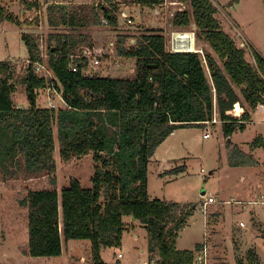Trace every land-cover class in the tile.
<instances>
[{
    "label": "trees",
    "instance_id": "1",
    "mask_svg": "<svg viewBox=\"0 0 264 264\" xmlns=\"http://www.w3.org/2000/svg\"><path fill=\"white\" fill-rule=\"evenodd\" d=\"M105 1L108 5L71 8L68 13L62 7H51L49 25L84 27L89 21L84 14L90 12L96 25L101 26L105 19L107 25L115 27L118 6L113 0ZM181 1L188 2L192 11L178 13L173 26H195L197 39L211 49L204 50L203 56L168 53L166 38L159 33L144 34L135 44L119 36L114 51L120 57L136 60V76L113 79L98 73L86 74L89 62L72 59L76 56V38L60 33L50 36L54 43L48 48V65L55 77L52 82L35 70L40 62L37 37L23 34L29 64L22 82L29 108H19L13 101L16 68L9 61L0 62V167L9 162L17 165L22 158L27 172L54 175L55 125L64 161L93 154L95 163L91 188H85L75 178L61 192L56 188L30 190L21 201L27 210L30 257H60L64 240H88L94 264H106L101 250L119 246L127 230L123 218L135 217L147 231L149 262L196 263V253L203 245H197L194 251L177 249V239L194 214L192 206L150 198V159L178 128L205 127L212 122L215 108L227 140L245 132L252 113L264 106V57L252 50L254 62L247 59L246 49L224 32L213 0ZM133 2L155 7L164 0ZM24 4L28 11L40 9L39 0H25ZM6 21L22 25L0 5V24ZM51 86L62 93L65 108L38 106V92ZM237 106L246 109L240 119L228 114ZM257 141L264 148L263 139ZM228 147L230 167L258 165L252 155L230 141ZM183 170L177 167L170 173ZM237 264L262 261L256 248H251L246 261L239 260Z\"/></svg>",
    "mask_w": 264,
    "mask_h": 264
},
{
    "label": "rangeland",
    "instance_id": "2",
    "mask_svg": "<svg viewBox=\"0 0 264 264\" xmlns=\"http://www.w3.org/2000/svg\"><path fill=\"white\" fill-rule=\"evenodd\" d=\"M24 1L0 0V5L22 23L17 25L6 21L0 24V62L9 61L16 68L14 82L17 91L13 95V101L19 108L30 107L26 86L22 82L29 64V53L22 39L23 34L36 36L43 54L47 53L49 45L54 43L50 41V36L57 35L53 33L56 30L49 25V13L42 11L40 15V9H35L27 10L25 14L27 6ZM123 1L130 7L126 10V14L132 18L119 20L115 27L107 24L96 25L90 17L92 13L89 12L84 14L89 20L86 26L72 31L61 28L63 33L70 32L71 36H75L77 41L75 51L78 55L83 53V49L91 48L93 45L109 51L110 56L102 58L98 67L88 68V73L91 75L98 73L104 77L126 80L135 78L136 60L118 56L112 46L110 49V44L115 43L119 36L137 41L144 34L159 33L168 41L172 30L196 33L194 26L186 29H176L171 26L172 20L168 19L166 9H158L163 12L158 21L157 9L135 6L133 0ZM213 1L218 9L216 17L224 32L233 38L239 47L246 49L247 59L254 62L252 50L264 57V0H240L236 3H232V0ZM42 2L44 0H39V3ZM82 2L75 0L72 8H92L90 5H81ZM182 3L187 11H192L188 2L182 1ZM31 23L35 24L30 25ZM131 43L135 44V42ZM243 44L245 47L242 46ZM195 46L202 51L203 54L200 53L202 56L204 50L211 51L210 47L199 41L197 37ZM128 47L131 48L132 45L128 44ZM49 89L51 87L38 92L37 104L41 108L47 107ZM54 97L58 107H65L58 97ZM241 108L243 112L245 108L250 111L248 104H245V108L243 106ZM259 109L252 113V121L247 124L250 126L249 129L234 135V142L245 147L250 155L256 149L259 150L256 152L258 154L252 155L254 159L256 155L261 162L255 169H251L252 167L238 169L229 166L228 154L231 148L228 147L229 140L224 137L222 122L218 117L217 123H208L205 127L178 128L159 146L150 159L149 189L152 198L192 204L194 214L178 239L179 248H190L197 242H205L209 264H237L239 260L245 262L247 252L251 248H256L264 264V151L257 141L264 133V107L261 111ZM57 129L55 125L54 158L57 170L54 175L27 172L22 158L21 163L17 165L9 162L6 166L0 167V264H19L11 263L14 262L13 241L17 239L19 246L24 249L27 210L21 206V201L30 190L56 188L61 192L75 178L85 188L92 187L91 178L95 173L93 154L64 161L60 156ZM206 134H209V138H205ZM232 138L230 143L234 145ZM262 139L264 141V138ZM177 167H183L184 172L171 174L170 171ZM159 175L171 177L164 176L162 179ZM241 175H245L246 179L243 180ZM53 180H56L55 184L52 183ZM207 197H215L217 203L208 206L204 211L203 199ZM134 221L133 218L132 220L129 217L123 218L127 230L119 246L103 248L106 262L112 263L115 254L118 253L124 256V259H121L123 264H137L140 259L147 258V255L140 256V251L148 246L146 229L140 222ZM205 221L208 224L206 230ZM68 242L69 245L63 256L49 258L52 259L51 262L94 264L90 241ZM240 251L243 252L242 257L238 256ZM23 264L27 263L23 262Z\"/></svg>",
    "mask_w": 264,
    "mask_h": 264
},
{
    "label": "built area",
    "instance_id": "3",
    "mask_svg": "<svg viewBox=\"0 0 264 264\" xmlns=\"http://www.w3.org/2000/svg\"><path fill=\"white\" fill-rule=\"evenodd\" d=\"M74 1L75 0H44V2L40 3V15H41L42 11H46L48 14V11L51 7H62L65 9L66 13H68L71 10L72 5L74 4ZM82 1H83L82 4L80 3L81 5H90V6H94V7H99L101 5H108V3L105 0H82ZM113 1H115V0H113ZM155 7H158L157 8L158 16H161L163 13V12L161 13L158 10L159 8H161L162 10H164V9L167 10L168 19L172 20L171 26L173 25V20L178 13H183V12L187 11L185 8V5L182 3L181 0H173L171 2H169L168 0H164V2L161 5H158ZM27 12L28 11L26 9L24 11V13L26 14ZM103 24H107L105 19H102V25ZM186 35L189 36V38H185ZM190 40L194 41V46H195V41H196L195 31L172 30L169 34L168 41H166V50L168 53H171V54L202 53V51H199L198 49H195L194 52L190 51V49L188 48L189 46H191ZM184 41H187V43H184ZM132 42L134 43L135 40L133 39ZM111 46L114 49V43L110 44V49H111ZM242 46L245 47L244 44ZM83 50L84 51L82 54H79V55L76 54V56H73L72 59L79 58V59L87 60L89 62L88 68L90 66L98 67V65L100 64V60L102 58L110 56V53L103 55V52H109V51H105L104 48L98 47L97 45H93L91 48H85ZM48 58H49L48 52L43 54L42 48H40V62L35 65V70L40 76H43V77L47 78L49 81L53 82L55 80V77H54V74H53L51 68L48 65V61H47ZM71 70L76 72L77 68L75 66H72ZM96 72H97V70H96ZM86 74H89L88 71L86 72ZM95 74H97V73H95ZM89 75H91V74H89ZM54 96L58 97L61 104L66 107V103L63 99L62 93L51 86V89H49L47 91V102H48L47 107L48 108L54 109V110H59L61 108H65V107H61V106L58 107L57 100L55 99ZM263 107L264 106H261L260 109H262ZM238 108L240 110L239 115H237V113H236V110ZM228 114L240 119L242 114H243V110L240 106H237L233 111L229 112ZM217 117H218V114H217V110L215 108L213 120H212V122H207V124L208 123H213V124L217 123L218 122ZM205 138H209V134H206ZM216 203H217V200L215 197L204 198L203 199L204 211H206L208 206L216 204ZM122 258H123L122 255H118V260H121ZM141 264H156V261L152 260L151 262L147 261V262L141 263ZM195 264H209L208 249L206 247V243L203 244V249L198 252V254L196 256V263Z\"/></svg>",
    "mask_w": 264,
    "mask_h": 264
},
{
    "label": "crops",
    "instance_id": "4",
    "mask_svg": "<svg viewBox=\"0 0 264 264\" xmlns=\"http://www.w3.org/2000/svg\"><path fill=\"white\" fill-rule=\"evenodd\" d=\"M114 3L115 4H117V6H118V13H117V19H118V23H119V20L121 21L122 19L124 20V19H126V18H129V17H131L130 15L128 16L127 14H126V10H129V8L130 7H128L125 3H124V1L123 0H115L114 1ZM134 5L135 6H139V5H137V4H135L134 3ZM139 7H142V6H139ZM146 7V6H145ZM135 8V7H134ZM133 8V9H134ZM151 8H155V9H157L158 7H151ZM132 9V10H133ZM143 11V10H142ZM160 17L161 16H159V18H158V21H159V19H160ZM132 18V17H131ZM52 28V27H51ZM61 28H67V29H69L70 31H72V30H75V29H79V28H69V27H59V28H53L54 30H56V32H53V33H55V34H63V30L61 29ZM148 28V27H147ZM154 28H152V30H153ZM58 30V31H57ZM151 30V31H152ZM65 33H68V34H71L70 32H65ZM73 37H75L74 35H72ZM104 77V76H103ZM106 77H108V76H106ZM113 79H117V78H113ZM239 109V108H238ZM260 111L261 110H263V108L262 109H259ZM238 111H240V110H238ZM237 112V111H236ZM249 127L250 126H247V130L249 129ZM222 129V128H221ZM239 133V132H238ZM237 134V133H236ZM235 135V134H234ZM234 135H233V142H234ZM262 138H264V133H263V136H262ZM234 145L235 146H237L239 149H241L243 152H245L246 154H250V153H248V151H246V148L245 147H243L242 145H239V143H237V142H234ZM263 151H264V148L262 149ZM257 151H259V150H255L253 153H252V155L253 154H255ZM256 154H258V153H256ZM255 156V160L258 162V165L257 166H259V164H261V162H260V160L259 159H257V157H256V155H254ZM257 166H255V167H257ZM255 167H239L238 169H249V168H251V169H255ZM162 179H164V176H167V177H171L170 175H159ZM241 177H242V179L243 180H245L246 179V176L245 175H241ZM149 187H150V176H149V186H148V193H149V196H150V198L151 199H153L152 198V196L150 195V189H149ZM181 204H190V203H181ZM192 205V204H191ZM129 219L130 220H132V217H129ZM136 221H138V220H135L134 222H136ZM139 222V221H138ZM204 228H205V230L208 228V224H207V221H205V225H204ZM146 233H147V231H146ZM182 233V232H181ZM181 233H180V235H179V237H178V239H180V237H181ZM147 237H148V235H147ZM136 238H138V235H136ZM25 239H26V243H25V245H24V249L23 248H21L20 246H19V243L17 242V239H14V241H13V248H14V251H13V256H14V262H11V263H22L23 264V262H25V263H27V264H56V263H53V262H51L50 260H52V259H49V258H33V257H30L29 255H28V230L26 231V237H25ZM178 239H177V249L178 250H181V251H194L195 250V248H196V246L197 245H203L205 242H197V243H195L192 247H190V248H179V243H178ZM68 245H69V242H65V241H63V253H62V255H61V257L63 256V254H64V252L66 251V248L68 247ZM206 247H207V244H206ZM104 249H102L101 250V258H102V260L106 263V264H123L122 263V260L124 259V256L121 254V253H118V254H115V257H114V259H113V261H112V263H108V262H106V259H105V257H104V255L106 254L105 253V251H103ZM117 255H122L123 256V258H122V260H118V256ZM145 255H147V258L146 259H144V258H142V259H140L139 260V262L137 263V264H141V263H145V262H147L149 259H150V256H149V254H148V246L146 247V248H143L141 251H140V256H145ZM243 256V252H239L238 253V256ZM235 262H236V257H235Z\"/></svg>",
    "mask_w": 264,
    "mask_h": 264
},
{
    "label": "bare ground",
    "instance_id": "5",
    "mask_svg": "<svg viewBox=\"0 0 264 264\" xmlns=\"http://www.w3.org/2000/svg\"><path fill=\"white\" fill-rule=\"evenodd\" d=\"M185 38H189V36L186 35ZM184 43H187V41H184ZM190 44H191V46H189L188 48L190 49L191 52H194L196 49V46H194V41L190 40ZM237 110H239V109H237ZM237 115H239V112Z\"/></svg>",
    "mask_w": 264,
    "mask_h": 264
},
{
    "label": "water",
    "instance_id": "6",
    "mask_svg": "<svg viewBox=\"0 0 264 264\" xmlns=\"http://www.w3.org/2000/svg\"><path fill=\"white\" fill-rule=\"evenodd\" d=\"M229 141H231V139H229ZM205 193L203 192V195H204ZM133 218V220H135V217H132Z\"/></svg>",
    "mask_w": 264,
    "mask_h": 264
}]
</instances>
